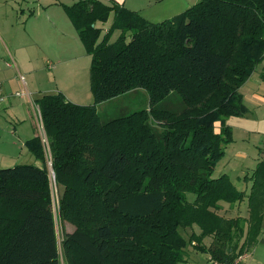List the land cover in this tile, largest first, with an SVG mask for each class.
Returning a JSON list of instances; mask_svg holds the SVG:
<instances>
[{
  "label": "trees",
  "instance_id": "16d2710c",
  "mask_svg": "<svg viewBox=\"0 0 264 264\" xmlns=\"http://www.w3.org/2000/svg\"><path fill=\"white\" fill-rule=\"evenodd\" d=\"M109 2L63 6L92 59L94 104L62 93L37 101L60 215L76 225L63 240L67 263L188 264L189 247L207 264L232 263L263 231L264 161L248 195L213 175L233 142L227 119L247 113L240 89L264 61V0H200L160 23ZM110 19L103 37L98 25ZM138 89L148 110L102 122L99 104ZM174 95L180 110L169 106ZM26 146L41 165L0 169V264H61L48 152L40 135ZM245 200L247 218L219 214ZM194 226L200 233L186 238Z\"/></svg>",
  "mask_w": 264,
  "mask_h": 264
},
{
  "label": "rangeland",
  "instance_id": "374dc122",
  "mask_svg": "<svg viewBox=\"0 0 264 264\" xmlns=\"http://www.w3.org/2000/svg\"><path fill=\"white\" fill-rule=\"evenodd\" d=\"M5 1V0H2ZM17 0H12L10 1L9 5H4L3 7L5 8L4 12L6 13L5 16L7 17L8 13L11 14L12 20H14V15L17 14V12L11 11L13 7L19 6L18 3H16ZM57 1L58 4H63V5H73L74 3L80 1V0H20L21 7L25 10L26 16H29L31 12H37L39 9L38 3H43V4H48L50 2ZM110 1V0H107ZM164 0H152V4H154L152 7L146 8V10H156L157 5H160ZM172 1V0H171ZM178 1V0H174ZM185 1L186 5L182 8L184 11L187 9L191 8L194 3L192 0H183ZM199 0H196L195 3H197ZM105 3V1H103ZM157 2V3H156ZM110 3V2H109ZM107 3V4H109ZM171 3V2H170ZM165 6L168 5L167 3L164 4ZM1 6V5H0ZM62 6H57V11L60 12L63 11ZM127 7V6H126ZM128 8V7H127ZM178 8V10L180 9ZM16 10V9H15ZM177 10V9H175ZM174 10V11H175ZM11 11V13H10ZM173 11V12H174ZM183 11V12H184ZM65 13V12H64ZM67 14L65 15V19L67 21L69 18H67ZM153 23V21H151ZM161 22V21H160ZM71 23V21H70ZM111 19L104 25H98V27H101L103 30V37L107 34L110 26H111ZM156 23V22H155ZM159 23V22H157ZM25 25V24H24ZM72 25V24H71ZM24 28V27H23ZM26 29V26H25ZM75 30V28H73ZM28 30H31V22L28 26ZM26 31V30H25ZM76 31V30H75ZM27 32V31H26ZM77 33V32H76ZM120 35V32L116 31L112 34L111 36V42H115ZM17 41H23V40H17ZM8 43V42H7ZM59 39L58 37H55L54 40L51 41L48 40V46H45L46 48V55L49 57H44L43 60L41 59L38 68L39 69L36 74H30L26 72L27 70L24 68H20V72L16 70V67L19 66V63L22 65V63H25L24 58L18 61L17 58L15 60L13 57L10 55L12 51L7 50L6 48H3L0 45V52L1 49L5 53L2 57L5 59L7 64L11 67V77H13V82L11 83V88H12V93H24L25 92V86L22 83L20 76H24L26 78L27 82V92L30 94V96H25V97H16L15 100H13V104L7 103L5 108L2 110L0 114V126L6 128L8 132L7 138L4 140L7 142L6 144H10L2 147L0 145V169L3 168H12L16 165H22V164H33V165H41L42 163L37 160L31 153L28 151L26 142L25 144H22L21 141L23 140H29L33 138L34 136L40 135L42 136V141L43 138L45 137L47 140V148L49 150V155L47 153L46 160L48 161L47 165L50 171V181H51V190H52V210L56 219V225H57V234H58V243H59V249H60V255L61 259L60 262L61 264H68L67 259L64 255V249H63V240L65 239L66 235H71L76 231V225L68 220H63L62 216L60 215V206H61V190L58 188L56 179H55V173L52 168V156L50 153V147H49V140L46 135L45 128L44 130L40 129L39 123L37 120V114L34 111V107L36 109V105L38 99H40L43 95L45 94H57V93H62L66 94L67 91H71V95L69 96H76L78 98H81L82 100H87V102H91L94 104V94L92 91V86H91V56L88 55L84 45L82 42L80 43V52L79 51H74V55H80L82 53V56L74 61H71L69 63L70 67L76 68L79 70V73L77 75V80L76 84L75 79L72 76L65 75L64 78L58 79L57 85L55 83L54 75H55V66L57 64V58H59ZM10 44V43H8ZM10 50L12 47L9 45ZM10 52V53H8ZM37 54V53H36ZM39 56H42L39 53ZM15 57V56H14ZM69 57V56H67ZM77 58V57H75ZM48 63H51L54 65V68H49ZM17 64V65H16ZM10 69V68H9ZM62 71V70H61ZM87 72V73H86ZM87 79L84 80V77ZM61 76V73H60ZM60 89L57 90V88ZM63 88V90H62ZM64 94V95H65ZM91 95V98H90ZM65 97L68 99H71L72 97H68L65 95ZM90 101H89V100ZM12 99L10 98L9 101ZM70 102V101H69ZM73 103V102H72ZM169 106L172 107L173 109H179L181 108V100L176 96H172L170 100L168 101ZM89 104V103H87ZM91 104V105H92ZM85 106V105H83ZM150 107V98L149 94L146 90L143 89H138L131 91L129 93H126L122 96H119L117 98H114L112 100L106 101L102 104H99L97 106L98 113L100 115V118L102 122H109L111 120H114L116 118H119L121 116H127L130 115L134 112L141 111V110H148ZM233 122V121H232ZM151 124L154 127L158 126L157 122L151 121ZM44 125V124H43ZM234 126V125H233ZM16 128L17 134H15L13 129ZM44 135H42V134ZM18 137V141L15 140V138ZM15 143L14 144H12ZM241 140H238L236 146H230L228 145L224 157L220 160L218 163L215 172H214V177H219L223 174H227L231 180L234 182V184L240 188H244L243 190L248 188L247 190V195L250 193V189L252 186V181L250 177L252 176L254 170L257 168V166L261 163H256V160L251 159L249 162L247 160H243L242 158H239L236 156V152H233V150H238L241 148ZM12 146L13 149H10L9 147ZM255 151H251L252 154H254ZM259 152L261 155H259ZM257 157L262 156L264 151H257L255 152ZM251 154V155H252ZM264 156V155H263ZM255 158V157H254ZM256 159V158H255ZM248 176V179L246 180L245 177ZM190 201L194 199L193 196H189ZM226 204H221L222 210L219 211V214L223 217H226L224 213H235L234 208H225ZM228 210V211H227ZM233 210V211H232ZM232 211V212H231ZM195 232L197 234L200 233V230L197 226H194L192 229H185L182 230L183 235L186 238H189L191 233ZM213 242L212 237H207L204 239L203 243L205 244L206 247H210V245ZM249 262L253 264H264V231L261 234V237H259V242L256 243L254 247H252L249 251ZM189 253V260L188 264H207V257L208 254L201 253L193 247H189L188 249Z\"/></svg>",
  "mask_w": 264,
  "mask_h": 264
},
{
  "label": "crops",
  "instance_id": "0c3cea01",
  "mask_svg": "<svg viewBox=\"0 0 264 264\" xmlns=\"http://www.w3.org/2000/svg\"><path fill=\"white\" fill-rule=\"evenodd\" d=\"M10 1L12 0H5V1L0 0V5H1L0 6V45L9 51H12V53L10 52L8 53H10V55L13 57L14 60L15 58H17L18 61L20 62V60L24 58L23 60H25V63H22V65L19 63L20 67L19 66L16 67L18 73L20 72V68L26 69L27 70L26 72L30 74H34V73L36 74L37 72H39L38 70L41 69L38 68V64L40 60L41 59L43 60L45 56L49 57L48 55L45 54L47 51L45 49L46 48L45 46H48V40L51 39L52 41L55 39V37H58L60 41L58 48L60 55L59 58H57L56 60L57 64L55 66L56 72L54 75V79H55L54 81L57 85L56 81L58 79L60 80L64 78L65 75H69L72 76L73 78H76L74 83L75 86L79 70L70 67L69 63L82 56V53L80 55L73 56L74 51L80 52L81 45L79 42H81V40L78 34L76 33V31L73 29L74 28L73 24L65 19L66 12L63 8L64 5L58 4L57 1L50 2L48 4L38 3L39 5L38 11L33 13L31 12L29 16H26L25 10L23 8H20L21 7L20 0H17L16 3H18L19 6L12 8L11 11L17 12V14L13 16L14 20H12L11 14L8 13L7 14L8 16L7 17L5 16L6 14L4 12L5 8L3 7L5 4L9 5ZM101 1H105V3H109V1L107 0H101ZM115 1L124 5L125 7L127 6L128 9L130 10L139 12L143 18H145L149 22L153 21V23L155 22L160 23V21L163 22L165 20L172 19L182 14L184 10L180 7L186 5L185 1L183 0H178V1L164 0L162 3H160V5H157L156 10L150 11V10H146V8L152 7L154 5L152 4V0H115ZM195 1L196 0H192V2L190 1V3H194L195 5L196 4ZM165 3H167L168 5L165 6L164 5ZM58 5L62 6L61 8H63L65 13L61 10L60 12L57 11ZM178 8L180 9L178 10ZM30 22H31V30H28V26ZM17 40H23V41H17ZM7 42L10 44H8ZM9 45L12 47L11 50L9 48ZM39 53L42 56H39ZM4 54L5 53L1 49L0 95L6 98L4 102L0 105V114L2 110L5 108L7 103L13 104L14 102L13 100L16 99V97H14V94L12 93L13 91L11 88V83L13 82L14 78L11 77V73H10L11 67L7 64L8 62H6L5 59L2 57ZM48 67L54 68V65L48 63ZM86 79H87V75L86 77H84V80ZM58 89H60V86L59 88H57V90ZM70 93H71L70 90L67 91L66 94L64 92V94L67 95L68 97H72L69 96L71 95ZM240 93L243 96V103L247 108V113L240 117L233 116L227 119L226 124L232 129V135H233V142L230 144V146L232 145L235 147L238 140H241L242 142L241 144H239L241 145V148H239L238 150H235L236 149L235 148L233 150V152H236L235 155L238 156L239 158H242L244 161L247 160L248 162L249 160L254 159L258 164L264 161V156H263L264 153L262 154V156L259 157H257L255 153L257 151H264V61L257 67L256 71L252 74V76L248 79V81L242 86V88L240 89ZM10 98L12 99L11 101H9ZM67 100L78 105L92 104L91 102H87V100H82L81 98H78L76 94L71 99L68 98ZM34 111L36 113L35 107H34ZM13 130H14L13 132L17 134L16 128H14ZM216 131L220 132V123H216ZM8 132H10L9 129L7 131L6 128L0 126V145H2V147L4 146V144L5 146L10 145V144H6L7 143L6 141L4 143V140L8 136L7 134ZM18 139H19L18 137L15 138L16 141H18ZM27 141L28 140L26 141L23 140L21 142L22 144H25V142ZM12 144L15 145V143L13 142ZM9 148L13 149L12 146H10ZM251 151H255L254 154H252ZM259 155H261L260 152ZM238 189L240 190V188ZM243 189L244 188H241L240 191H243L247 194L248 188L246 187L245 190ZM225 208L227 209L234 208L233 210L236 211L235 213H231V214L227 212L224 213L226 215V218H233V217L247 218L249 216L247 200L241 203H237L233 206L226 204ZM222 209L223 208H221V210ZM263 231H264V223H263ZM209 257L210 256L208 255L207 260L209 259ZM247 264H253V263H250L248 260Z\"/></svg>",
  "mask_w": 264,
  "mask_h": 264
},
{
  "label": "built area",
  "instance_id": "2783aa9c",
  "mask_svg": "<svg viewBox=\"0 0 264 264\" xmlns=\"http://www.w3.org/2000/svg\"><path fill=\"white\" fill-rule=\"evenodd\" d=\"M49 66H51V65H49ZM20 79H21L22 83L25 86V92L24 93H16V94H14V97L30 96V94L27 92V88H26V86H27L26 78L21 75ZM5 98L6 97L0 95V105L4 102ZM35 110H36V114H37V120H38V123H39V127H40V129L44 130L40 107L37 105ZM42 135H44V134H42ZM43 143L46 146V150H47L48 155H49V150L47 148V143L48 142H47L45 137L43 138ZM248 260H249V253L245 252L243 254H240L232 263H225V264H247ZM209 264H220V263H217V262H214V261H210Z\"/></svg>",
  "mask_w": 264,
  "mask_h": 264
}]
</instances>
